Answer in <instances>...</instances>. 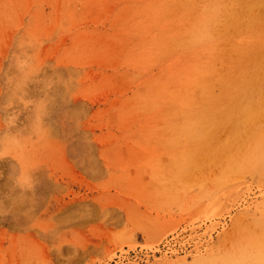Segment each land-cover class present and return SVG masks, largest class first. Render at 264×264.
<instances>
[{
    "label": "rangeland",
    "instance_id": "1",
    "mask_svg": "<svg viewBox=\"0 0 264 264\" xmlns=\"http://www.w3.org/2000/svg\"><path fill=\"white\" fill-rule=\"evenodd\" d=\"M0 264H264V0H0Z\"/></svg>",
    "mask_w": 264,
    "mask_h": 264
}]
</instances>
